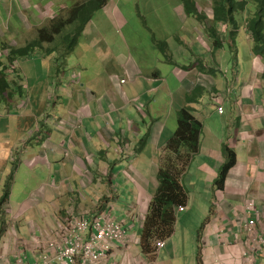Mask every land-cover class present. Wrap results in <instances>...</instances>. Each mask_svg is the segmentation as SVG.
<instances>
[{
    "label": "crops",
    "instance_id": "1",
    "mask_svg": "<svg viewBox=\"0 0 264 264\" xmlns=\"http://www.w3.org/2000/svg\"><path fill=\"white\" fill-rule=\"evenodd\" d=\"M182 21L193 25L201 37L199 41L207 42L212 49L199 53L198 43L194 42L195 48L183 50L185 57L187 53L194 55L190 66H184L187 74L181 77L176 70L183 80L174 87L159 67L152 70L130 58L125 68L116 64L105 72L82 67L83 79L92 76L88 82L92 92H80L78 85L68 100L58 96L48 102L40 96L41 101L29 98L18 102V96L14 101L12 93L0 97V104L4 99L7 105L14 103L20 113L38 105L43 111L41 115L36 109L31 116L15 114V131L0 130V152L12 146L20 148L16 156L26 154L29 167L40 164L54 175L12 211V225L7 222L9 215L5 216L4 229L3 212L8 211L2 196L9 175L0 176V264H17L19 257L24 264H34L46 254L54 259L64 244L59 227L66 215L94 218L101 213L124 223L128 238L126 243H116L109 258L97 264H215L216 260L243 264L241 248L248 238L245 224L251 216L246 214V203L250 200L262 211L259 225L264 226L263 59L254 56L253 51L243 52L237 47L238 36L236 42L233 38L235 64L223 82L218 78L224 66L214 46V20L202 21L206 27L201 28V20ZM36 27L30 29L35 31ZM223 28L217 26L218 35ZM242 28L246 29L244 24L240 32ZM229 30L232 33V28ZM35 39L27 40L25 36L23 41L9 44L23 48ZM180 40L189 47L185 39ZM243 53L250 62L244 67L240 63ZM1 62L3 71L7 62ZM162 62L163 67L170 65ZM52 70V88L69 94L60 79V73H65L62 66ZM164 93L166 98L161 97ZM219 105L224 106L222 114ZM183 108H190L203 124L199 152L183 176L189 200L185 211L177 210L175 233L166 247L150 258L143 253L139 238L159 187L157 176L164 148L173 137L166 135V122L153 117L166 112L178 116ZM145 112L146 116L141 115ZM148 131V139L140 146ZM226 147L236 152L237 163L221 191L215 182L226 161ZM2 157L0 170H4ZM40 205L43 209L37 221L41 224L33 221L35 214L24 223L27 211ZM258 264H264V251Z\"/></svg>",
    "mask_w": 264,
    "mask_h": 264
},
{
    "label": "rangeland",
    "instance_id": "2",
    "mask_svg": "<svg viewBox=\"0 0 264 264\" xmlns=\"http://www.w3.org/2000/svg\"><path fill=\"white\" fill-rule=\"evenodd\" d=\"M84 1L87 0H0V56L5 50L4 46H10L9 43L23 41L25 36L27 40H32L34 36L37 39L40 29L49 25L54 17H63L64 20H67L73 6ZM196 1L202 12L212 13L210 11L212 6L211 8L210 5L207 6L208 1ZM183 6V0H111L104 9L96 14L85 34L80 38L79 45L73 51L67 52V46L63 43L66 42L70 31L76 27L75 24L68 25L66 31L62 35H58L55 42L48 43L45 50L38 49L34 55L20 58L18 61L20 68L11 71L7 76L11 83L9 94L12 93L13 97L18 96L16 97L18 102L26 101L29 98L41 101L39 100L40 96L48 102L51 97L56 99L58 96V98L62 97L68 100L72 98L73 89L78 85L80 92L82 90L84 93L91 91L88 82L91 81L92 76L83 79L85 70L82 67H92L93 70L105 72L116 64L125 68L130 58L140 65H148L152 70L159 67L174 87L175 84L183 80L180 76L183 77L188 73L184 66L189 64L194 55V53H187V57H185L182 51L195 48L192 45L194 42L198 43L197 52L199 53L203 49H212V46L207 42L199 41L201 37L199 33H196L193 25L182 21L197 20L194 16H188ZM36 25L35 31L30 29V26ZM198 26L200 28L206 27L205 23L198 24ZM203 34H205L204 31ZM222 37L225 41V47L219 49L217 59L224 66V73L218 76L224 82L226 72L233 70L236 49L233 48L231 30L222 32ZM180 39H185L190 44L189 47L185 46V43ZM200 44L203 47H199ZM237 47L243 52L253 51L254 42L249 39L245 28H242L238 35ZM164 49L165 51H163ZM5 54L3 60L9 64L7 50ZM48 54L50 56L45 57ZM243 55L244 53L240 56L242 59L240 63H243V67L248 66L250 62L248 63ZM162 61L170 65L163 67ZM59 66H62V70L65 72L60 71V79L64 88L69 90L67 95L64 91L52 88V69ZM243 75L242 73L241 77ZM125 79L123 77L121 80ZM14 81L18 83L16 86ZM21 85H23V94L19 90ZM165 95L166 93L162 94L161 97L166 98ZM13 99L15 101V97ZM4 101L0 104V115L3 116L0 118V130L15 131L18 126L15 117L17 113H19L17 115L31 116L35 113L34 109L38 115L43 112L38 105L31 106L29 110L25 109L24 112L20 113L15 108L14 103L7 105ZM137 115L141 117L140 114ZM141 115L146 116L147 114L145 112ZM153 119L166 122V135L168 134L170 137L178 129L176 112L170 116L166 112V114L153 117ZM148 135L149 131L144 138L146 139ZM11 140L12 142L15 141L14 133ZM20 151V148L12 146L11 149L4 148L0 152V157L3 156L1 168L4 169L0 170L2 173L0 176L9 175L2 197H4L7 189L10 190V193L12 192L9 204H5V210L8 213L3 212L1 229L7 227L4 221L6 220L5 216L9 215L7 222L12 225V211L15 212L29 198L31 192L40 188L44 182L48 181L49 177L54 178V175H50V171L40 164L29 167L26 164L29 159L26 154H20V158L16 156ZM14 159L18 160L15 164L12 162ZM41 209H43L42 205L30 208L22 221L25 223L28 219H33L31 217L34 214L36 218L33 221H37ZM37 222L41 224L40 220Z\"/></svg>",
    "mask_w": 264,
    "mask_h": 264
},
{
    "label": "trees",
    "instance_id": "3",
    "mask_svg": "<svg viewBox=\"0 0 264 264\" xmlns=\"http://www.w3.org/2000/svg\"><path fill=\"white\" fill-rule=\"evenodd\" d=\"M111 0H87L75 4L67 17H57L49 26L39 31V37L23 48H15L5 45L4 49L9 52V59L12 62L22 57L34 55L38 49H44L48 43L56 41L58 35L66 31L68 25L75 24L76 27L63 44L67 46V52L73 51L80 43V38L85 34L89 24L94 20L96 14L104 9ZM186 12L189 16L204 21L209 16L200 10L195 0H183ZM214 9L215 21L214 45L216 48H223L224 41L218 36L217 23H227L232 28L234 41L241 29V21L245 20L250 30L256 57H264V0H208ZM164 45L163 42L161 43ZM165 51V49L163 50ZM7 74L0 71V97L5 98L11 90V83ZM17 83H15V86ZM23 94V87H19ZM203 124L200 122L190 108H183L178 112V129L173 137L166 144L162 162L158 172L159 187L156 195L150 203L146 216L143 231L141 234L140 246L144 254L153 258L157 253L156 242L158 240H169L175 233L177 222L176 209L186 207L189 200V193L183 183V176L192 158L198 154L201 143ZM149 137V136H148ZM148 137L141 141L145 144ZM225 164L219 172L215 182L218 190H224L227 177L231 169L237 163V155L233 149L228 147L224 150ZM10 197V190L7 189L2 203H7Z\"/></svg>",
    "mask_w": 264,
    "mask_h": 264
},
{
    "label": "built area",
    "instance_id": "4",
    "mask_svg": "<svg viewBox=\"0 0 264 264\" xmlns=\"http://www.w3.org/2000/svg\"><path fill=\"white\" fill-rule=\"evenodd\" d=\"M221 113L224 108L219 107ZM184 207H180L183 211ZM262 211L254 200L246 203V214L251 216L246 221L248 238L242 243L241 257L243 264H258V257L264 251V226L260 221ZM59 227V232L64 244L59 248L56 257L44 255L42 260L34 264H97L109 258L116 243H126L128 232L122 222L117 221L110 214H100L94 218L78 214L66 215ZM167 245L166 240L156 242L157 249H163ZM216 260L215 264H222ZM17 264H24L19 257Z\"/></svg>",
    "mask_w": 264,
    "mask_h": 264
},
{
    "label": "clouds",
    "instance_id": "5",
    "mask_svg": "<svg viewBox=\"0 0 264 264\" xmlns=\"http://www.w3.org/2000/svg\"><path fill=\"white\" fill-rule=\"evenodd\" d=\"M196 1V0H195ZM206 1H208V0H206ZM197 2V1H196ZM198 3V2H197ZM208 5L207 6H209L210 5V8H211V6H212V4L208 1ZM199 6V5H198ZM184 7V11L186 12V8H185V6H183ZM200 7V6H199ZM210 11H212V13H209L208 12V14L206 13V15H208L209 16V19L208 20H214L215 19V16H214V9H213V7H212V10H210ZM186 14H187V12H186ZM188 15V14H187ZM189 16V15H188ZM57 17H54L53 19H52V21L53 20H55ZM198 20V19H197ZM52 21L50 22V24L52 23ZM241 22V25L242 24H244L245 25V27H246V32H247V34H248V37H249V39H251V41H253V38H252V35H251V32H250V30L247 28V25H246V22H245V20H240ZM214 22H216L215 20H214ZM49 24V25H50ZM214 24V23H213ZM49 25H47V26H49ZM216 27L217 26H224V28L222 29V31H220V35H218L220 38H221V40L222 41H224L223 40V37H222V32H224V31H226V30H229V28H230V26L227 24V23H224V22H221V23H217L216 25H215ZM44 27H46V26H44ZM43 27V28H44ZM226 27V28H225ZM217 29V28H216ZM217 31H218V29H217ZM239 34H240V32H239ZM238 34V35H239ZM36 40V39H35ZM215 41V40H214ZM33 42V41H32ZM224 43H225V41H224ZM47 45L48 44H46L45 45V47L47 48ZM10 46H12V45H10ZM215 46V45H214ZM14 47V46H13ZM224 47H225V44H224ZM223 47V48H224ZM15 48H17V47H15ZM216 48V47H215ZM218 49H222V48H218ZM5 52H6V50H4V52L2 53V55L0 56V63H2L1 61L3 60V58L6 56V54H5ZM8 52V51H7ZM8 58H9V52H8ZM258 58H261V59H264V57H258ZM18 61L19 60H17V61H15V62H12L10 59H9V64H8V62L6 63V67H4V72L8 75V74H10V72L11 71H14V70H17V69H19L20 68V65H19V63H18ZM122 84H124V83H126V80H122V82H121ZM22 87H23V85H21ZM219 106H221V105H219ZM223 108H224V106H223ZM220 112V111H219ZM221 113V112H220ZM224 113V112H223ZM222 114V113H221ZM201 144V143H200ZM125 147H127V146H125ZM184 207V206H183ZM185 209H186V207H184V210L183 211H185ZM177 210L180 212V207L179 208H177L176 209V212H177ZM101 214H103V213H101ZM107 214V213H106ZM100 215V214H99ZM98 216V215H97ZM112 216V215H111ZM96 217V216H95ZM113 217V216H112ZM114 218V217H113ZM146 220V219H145ZM118 221V220H117ZM120 222V221H119ZM145 223V222H144ZM124 224V223H123ZM144 227V226H143ZM140 239V241H139V243L141 242V237L139 238ZM167 241V240H166ZM158 250H160V249H157V251Z\"/></svg>",
    "mask_w": 264,
    "mask_h": 264
}]
</instances>
